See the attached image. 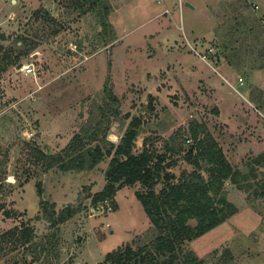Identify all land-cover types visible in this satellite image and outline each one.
Listing matches in <instances>:
<instances>
[{"label":"rangeland","instance_id":"rangeland-1","mask_svg":"<svg viewBox=\"0 0 264 264\" xmlns=\"http://www.w3.org/2000/svg\"><path fill=\"white\" fill-rule=\"evenodd\" d=\"M107 3L104 31L97 9L83 13L67 0H0L3 49L36 44L0 72V234L22 223L33 229L29 245L2 243L0 264H100L118 246L136 249L153 238L136 198L139 183L121 187L101 207L91 202L105 184L109 156L88 170L44 171L36 153H58L92 125L107 88L118 101L107 129L111 142L132 117L142 121L135 153L143 146L161 153L178 133L183 152L164 164L175 159L165 169L179 178L193 169L182 154L194 143L196 122L247 175L238 177L242 188L224 185L238 211L183 249L203 264H264V166L254 161L264 152V0ZM39 182L56 211L72 206L76 214L51 226Z\"/></svg>","mask_w":264,"mask_h":264},{"label":"trees","instance_id":"trees-1","mask_svg":"<svg viewBox=\"0 0 264 264\" xmlns=\"http://www.w3.org/2000/svg\"><path fill=\"white\" fill-rule=\"evenodd\" d=\"M67 2L83 13L97 9L102 29L106 31L110 26L107 0ZM45 18L51 19L48 16ZM35 46V43H30L27 48L15 51L12 47L3 49L0 43V72ZM105 94L107 101L99 108V118L75 133L62 150L55 154L36 150L38 158L44 163V171L53 166L63 171L88 170L109 156L105 184L91 196L94 205L111 199L121 187L136 183L142 187L141 191L136 192V198L155 229L153 238L136 249L130 243L118 246L107 252L100 264H203L192 252L185 251L183 244L203 235L238 211V207L228 199L224 185L230 181L242 188L238 177L244 180L247 175L232 166L219 142L204 130L203 124L196 122L190 129V138L194 143L182 154L183 159L193 165V169L183 171L179 178L165 169V165H173L175 159L164 164L167 157L183 152L184 140L178 133L166 141L165 150L161 153L146 146L135 153L134 143L142 121L139 117H132L118 143L111 142L106 138L107 129L111 116L118 114V101L109 88ZM254 161L264 166V152ZM260 192L264 196V183ZM37 193L43 208L42 216L53 227L65 222L79 210L66 206L56 211L55 205L42 197L40 182L37 183ZM57 230L55 227V233ZM10 238L15 243L29 245L33 241V229L28 223H22L20 227L15 226L0 234V255L4 250L2 243Z\"/></svg>","mask_w":264,"mask_h":264},{"label":"built area","instance_id":"built-area-1","mask_svg":"<svg viewBox=\"0 0 264 264\" xmlns=\"http://www.w3.org/2000/svg\"><path fill=\"white\" fill-rule=\"evenodd\" d=\"M23 66V71H24V73L25 74H29V73H34V68H32V66H30V65H22ZM103 201H101V202H98L96 205H95V208H98V207H101V203H102ZM111 208L109 207V210H110Z\"/></svg>","mask_w":264,"mask_h":264},{"label":"water","instance_id":"water-1","mask_svg":"<svg viewBox=\"0 0 264 264\" xmlns=\"http://www.w3.org/2000/svg\"><path fill=\"white\" fill-rule=\"evenodd\" d=\"M186 5H187V6H190L191 8H193V5H191L189 2H186ZM19 66H21V63L18 64V67H19Z\"/></svg>","mask_w":264,"mask_h":264}]
</instances>
